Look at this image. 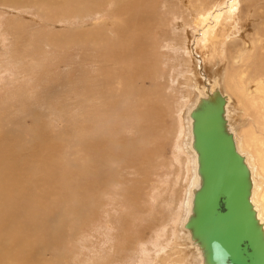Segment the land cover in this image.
Here are the masks:
<instances>
[{
    "label": "rangeland",
    "instance_id": "1",
    "mask_svg": "<svg viewBox=\"0 0 264 264\" xmlns=\"http://www.w3.org/2000/svg\"><path fill=\"white\" fill-rule=\"evenodd\" d=\"M187 1L143 0L135 8L132 0H0V136L23 140L26 151L39 143L44 172L55 180L43 211L46 226L52 227L44 234L20 230L18 243L0 245V264L3 254H27L33 264H161L163 256L169 264H191L177 230L193 178L181 115L191 97L187 84L194 86L204 76L227 81L224 90L236 100L237 139L242 152L254 154L252 167L258 165L264 180V115L248 110L241 92L264 81V0ZM218 4L225 8L206 12L202 21L195 17L199 5ZM230 5L237 12L233 18ZM135 11L141 18L148 14L143 34L125 30ZM97 32L103 33L101 39ZM214 32L225 36V50L234 47L232 54L240 60L246 51L252 69L239 66L242 61L232 66V54L221 55L223 63H217L211 51L204 53L213 48ZM137 35L144 49L130 53L128 45ZM182 40L193 54L190 60ZM194 61L204 62L203 75L190 68ZM138 66H143L140 78L133 72ZM239 75L247 84L239 83ZM203 93L205 101L218 98L215 89L205 87ZM36 168L32 164L30 170ZM260 198L264 202V186ZM28 234L32 250L25 252Z\"/></svg>",
    "mask_w": 264,
    "mask_h": 264
},
{
    "label": "bare ground",
    "instance_id": "2",
    "mask_svg": "<svg viewBox=\"0 0 264 264\" xmlns=\"http://www.w3.org/2000/svg\"><path fill=\"white\" fill-rule=\"evenodd\" d=\"M125 1V0H124ZM131 1V0H130ZM133 4L132 6H135V8H137L140 4H143V0H132ZM197 1V0H196ZM199 3L201 0H198ZM197 1V2H198ZM94 2V1H93ZM193 2V0H188L187 3H191ZM218 2H221L220 4L223 3L222 0H219ZM236 2V1H235ZM259 2V0H258ZM262 2V1H261ZM127 2H125L126 4ZM131 3V2H130ZM123 4V3H122ZM123 4V5H125ZM129 4V3H128ZM192 4V3H191ZM217 4V3H216ZM214 6H206L207 9H204V6H198V10L196 12V16L198 17L201 21L206 19V12H212L213 10L216 9H220L219 5ZM259 4V3H258ZM130 5V4H129ZM194 5V4H193ZM256 5V4H255ZM126 6V5H125ZM128 6V5H127ZM195 6V5H194ZM124 7V6H123ZM189 7V6H188ZM229 7V6H228ZM238 7V6H237ZM264 7V6H262ZM132 8V7H131ZM225 6L223 5V7L221 9H224ZM235 8V5H230V9L233 10ZM87 9V8H86ZM119 9V8H118ZM126 9V7H125ZM130 9V8H129ZM134 9V7H133ZM145 9V8H143ZM147 9V8H146ZM220 9V10H221ZM128 10V8H127ZM131 10V9H130ZM212 10V11H211ZM226 10V9H225ZM124 11V9H123ZM88 12V11H87ZM126 12V11H125ZM213 12H217L216 10ZM227 12V11H226ZM231 15L232 13L233 16H231V18L235 17L236 15V10H233L232 12H230ZM252 13V12H251ZM126 14V13H125ZM128 14V13H127ZM209 14V13H208ZM108 15V13H107ZM130 15H135L133 17H129L128 20H126L127 27H125L126 31L131 32V34L135 32H137L136 34H143V29L146 28L145 24H144V18L148 19V14L146 13H142L141 15L144 16V18L140 17V13L135 11L134 13L130 14ZM214 15V14H213ZM221 16V15H220ZM219 16V17H220ZM115 17V16H114ZM120 17V15H119ZM218 17V18H219ZM81 18V17H80ZM121 18V17H120ZM198 20V19H197ZM154 21V20H153ZM196 21V20H195ZM216 21V20H214ZM108 22V21H107ZM145 23H148V21H145ZM218 23V21H217ZM222 23V22H221ZM109 24V23H107ZM216 24V23H215ZM118 25V24H117ZM202 25V24H201ZM221 25V24H220ZM121 26V25H120ZM83 27V26H81ZM110 27V26H109ZM119 27V26H118ZM122 27V26H121ZM204 28V27H203ZM242 28V27H241ZM82 29V28H81ZM115 29V28H114ZM148 29V28H147ZM170 29V27H169ZM199 29V28H198ZM99 30V29H98ZM113 30V29H112ZM210 30V29H209ZM253 30V29H252ZM76 31V30H75ZM117 31V30H116ZM211 31H213L211 29ZM85 33V32H84ZM98 34H96V38L97 37H101L103 36V33H100L101 36H97L99 35V32H97ZM112 33V32H111ZM110 33V34H111ZM171 33V32H170ZM210 33V32H209ZM68 33H66L67 35ZM92 34H93V30H92ZM113 34V33H112ZM81 35V34H80ZM118 35H119V31H118ZM210 35V34H209ZM216 40L213 41L210 45L213 46V48L211 47V49H207L204 53L207 54V51H211V55H214V58L218 59V62H222L223 58L221 57V55H226V54H232L233 52V48L232 46L228 47V50H225V47L223 46V44L225 43V36H221L220 37L217 35L212 34ZM211 35V36H212ZM184 36V35H183ZM79 37V36H77ZM92 37V36H91ZM142 37V36H141ZM95 38V37H93ZM93 38H92V42H93ZM104 38V37H103ZM102 38V41H103ZM138 35L136 37H134V41L128 45V47L132 50L130 51V53H134L136 51H140V49H144V45L139 48L138 41H137ZM184 38V37H183ZM85 39V38H84ZM109 39V38H108ZM144 39V38H143ZM57 40V39H55ZM70 40V39H69ZM97 40V39H96ZM117 40V39H116ZM65 41V39H64ZM77 41V40H76ZM78 41H80V39H78ZM98 41V40H97ZM105 41V40H104ZM183 41V40H182ZM187 41V40H186ZM56 42V41H55ZM100 42V41H99ZM113 42V41H112ZM122 42V41H121ZM143 42V41H142ZM181 42V41H180ZM185 40L182 42L183 43V47L186 50L185 53L186 54H190L188 55V60L190 56H193V54L191 53V51H188V49H190V47L188 48V46L186 45V43H184ZM249 42V41H248ZM259 42V41H258ZM262 42V41H261ZM66 43V42H65ZM72 43V42H71ZM74 43H76L74 41ZM82 43V40L81 42ZM84 43V41H83ZM105 43V42H104ZM109 43V42H108ZM115 42H113L112 44H114ZM118 43V42H117ZM134 43V45H133ZM260 43V42H259ZM92 44V43H90ZM111 44V43H110ZM107 44V45H110ZM111 44V45H112ZM69 45V44H68ZM75 45V44H74ZM79 45V44H78ZM102 45V44H101ZM104 45V44H103ZM67 46V45H66ZM73 46V45H72ZM93 46V45H92ZM146 46V45H145ZM180 49H182V45L179 44L178 45ZM264 46V45H263ZM261 46V47H263ZM69 47V46H68ZM71 47V46H70ZM77 47V46H76ZM88 47V46H87ZM112 47V46H111ZM81 48V47H80ZM89 48V47H88ZM92 48V47H91ZM113 48V47H112ZM111 48V49H112ZM148 48V46H147ZM85 49V48H83ZM94 49V48H93ZM105 49V48H104ZM109 49V48H108ZM236 49V48H235ZM72 50V48H71ZM100 50V49H99ZM103 50V49H102ZM230 50V51H229ZM264 50V48H263ZM194 52V51H193ZM89 53V52H88ZM93 53V52H92ZM252 53V52H251ZM129 54V52L127 53ZM237 54V53H236ZM246 51L243 52V57L240 60V56L238 54L237 57H235L234 54H232L230 56V61H231V65H232V61L233 64H236L238 62L242 63L239 65L243 67L244 64H247L246 68L248 70L252 69V65L250 64V62H248L249 60L246 59ZM94 55V54H93ZM121 56V55H120ZM196 56V54H195ZM202 56V54H201ZM200 57V54H199ZM226 59V56H224ZM262 57V56H261ZM96 58V57H95ZM106 58V57H105ZM114 58V57H113ZM118 59V57H116ZM193 58V57H192ZM97 59V58H96ZM196 59V57H195ZM260 59H263L260 58ZM260 59H258V61H260ZM41 60V59H40ZM92 60V59H91ZM90 60V61H91ZM199 60V59H198ZM203 60V59H202ZM256 60V58H255ZM94 61V60H93ZM99 61V60H98ZM104 61V60H103ZM106 61V60H105ZM111 61H113L111 59ZM122 60H118V62H120ZM100 62V61H99ZM130 62V61H129ZM134 62V61H133ZM188 62V61H187ZM257 62V61H256ZM91 63V62H89ZM107 64V62H105ZM104 63V64H105ZM110 63V62H109ZM108 63V64H109ZM125 63V62H124ZM132 63V62H131ZM131 63H129L131 65ZM223 63V62H222ZM94 64V63H93ZM92 64V65H93ZM96 64V62H95ZM123 64V63H122ZM201 64H204L203 61H194L192 67H190V62L187 64V68L185 69L186 72V77H188V82L190 77L192 76L191 72L189 71L190 69H188V66L190 68L194 67L199 70V73L201 75L204 74V70L201 68ZM230 64V63H229ZM20 65V64H19ZM90 65V64H89ZM97 65V64H96ZM113 65V64H112ZM133 65H135V63H133ZM132 65V66H133ZM219 64H217L218 66ZM79 66V64H78ZM95 66V65H94ZM111 66V65H110ZM118 66V64H117ZM129 65H127L126 67H128ZM131 66V67H132ZM207 66V65H206ZM233 66V65H232ZM236 66V65H235ZM238 65L236 67H239ZM105 67V66H104ZM112 67V66H111ZM116 67V66H115ZM226 67V66H225ZM94 68V67H93ZM100 68V67H99ZM98 68V69H99ZM206 68V67H205ZM224 68V67H223ZM97 69V68H96ZM103 70V69H102ZM117 70V69H115ZM143 70V66H138L135 67L134 71H137L136 75L138 76V78L141 77V74L139 72H141ZM192 71V70H191ZM97 72V71H95ZM105 72V71H103ZM109 72V71H107ZM132 72V73H133ZM217 72V71H216ZM241 72V71H240ZM77 74V73H76ZM102 74V72H101ZM104 74V73H103ZM102 76H106L103 75ZM197 74V72H196ZM225 74V73H224ZM223 74V75H224ZM227 74V73H226ZM99 75V74H98ZM98 75H97V79H98ZM183 75V74H182ZM221 75V74H220ZM228 75V74H227ZM96 76V75H95ZM101 76V75H100ZM239 83L242 85L247 84L246 80L244 78V76L239 75ZM205 79L202 82L196 83L194 86L192 85V81L191 83L189 82L188 85V91H189V95L191 94V97H189L188 102L186 104V106L184 107L183 111H182V117H181V122H182V129L184 130L185 133V138L183 139L182 145L183 148L188 152L189 154V159H190V164L192 165L193 168V178L191 181V185L188 188L187 194L186 196V200L184 203V214H182V219H181V228H178L177 230H179V234H178V239L181 240V242L183 244H185V246L187 247V249H189V251L191 252V260L190 263L191 264H207L205 261V257H204V251L202 250L200 244L198 243V241L196 239L193 238L192 236V231H190L189 229L186 228V223L190 220V218L194 215V211H193V202H194V198H195V194L197 193V191L200 188V185L202 183V177L199 173V158H198V153L194 147V137H193V119H192V113L194 111H196L197 109H199L201 107V105L205 102V94L203 93V89L206 87L208 88V90H213L215 89V92L217 94L218 97H224L226 100V104H225V112H224V117L226 120V129L228 131V133L232 134L236 143V147L238 152L240 153V155H242L245 159V162L250 170L251 173V181H252V192H251V203L253 205L254 210L256 211L257 214V219L258 222L260 223L261 227L263 228V232H264V202L261 201L260 195L263 191V184H264V180L260 178V169H256L259 168L258 165L256 164V168L252 167V165L254 164V160L256 161V158L254 156V154L251 153H244L242 152V148H244L242 146V142L241 139H237L239 133L237 130V128L234 126L233 123V111H234V106L236 104V100L235 98L230 94L227 93V91L224 90L225 86H226V82L224 81L223 78L221 77H213L210 80H207L206 76H204ZM137 78V80H138ZM192 78V77H191ZM101 79V78H100ZM109 79V78H108ZM94 79H92L93 82ZM141 80V79H140ZM95 81V80H94ZM135 82V81H134ZM139 82V81H138ZM187 82V81H186ZM196 82V81H195ZM94 83V82H93ZM99 84V83H98ZM69 85V84H68ZM135 85V84H134ZM250 85V84H249ZM257 87H253V85L251 86V92L247 91V88L245 86H243V88H241V92H242V96H244L245 100H246V104L247 106H249L248 110H254L257 111L260 114L264 115V81L262 82H258L257 83ZM97 86V85H95ZM107 86V85H106ZM136 86V85H135ZM93 87V86H92ZM136 88V87H135ZM227 88H229V90L231 89L229 85H227ZM249 88V87H248ZM71 89V88H70ZM73 89V88H72ZM77 91V90H76ZM187 91V92H188ZM72 92V91H71ZM70 92V93H71ZM97 92V91H96ZM106 93V92H105ZM252 93H256L258 95L257 98L252 96ZM234 94V93H233ZM248 94V95H247ZM94 95L95 92H94ZM105 97V95H103ZM88 96L85 97V99H87ZM99 97V96H98ZM74 98V97H73ZM84 98V97H83ZM106 98V97H105ZM102 99V98H101ZM78 100V98H77ZM91 101V100H90ZM87 102V101H86ZM81 103V102H79ZM85 103V102H84ZM103 103V102H102ZM83 104V102H82ZM109 104V103H108ZM237 106V105H236ZM239 107V106H238ZM152 108V107H151ZM79 109V108H78ZM113 109V108H112ZM239 109V108H238ZM153 110V109H151ZM108 111V110H107ZM106 111V112H107ZM241 111V110H240ZM150 112V111H149ZM243 113V112H242ZM142 114V113H141ZM147 114V113H146ZM41 115V114H40ZM262 115V116H263ZM240 116V115H239ZM248 118V117H247ZM235 119V118H234ZM246 120V119H245ZM241 121V120H240ZM239 121V122H240ZM245 122V121H244ZM254 122V120H253ZM262 123L264 124V119H262ZM83 124V123H82ZM246 125V124H245ZM241 129V127H240ZM246 128H244V131L246 134L249 133V130H245ZM143 130V129H142ZM183 132V131H182ZM147 134V133H146ZM149 134V133H148ZM242 136V135H241ZM240 136V137H241ZM184 137V136H182ZM250 138H253L252 136ZM92 139V138H91ZM96 139V138H95ZM16 141V140H15ZM88 141V140H87ZM90 141V140H89ZM84 142V141H82ZM244 142V139H243ZM90 143V142H89ZM88 143V144H89ZM39 144V143H38ZM37 143L34 145V149H32L31 151H26L24 150L23 146H24V141L20 140L18 142H14L12 141L10 138H8L7 136L5 137H1L0 136V245H3L4 242L6 240H10L13 244L14 243H18V237H17V233L22 230L25 233H32L35 230H39L41 231V234H44L48 229V227L50 226H46L47 223H45V220L48 219V216H45V214H43L44 211V207L46 206V196L47 193L50 192L53 188L55 189V180L52 181V177L51 179L47 176V174H45L44 170H46L44 168V152L42 150V148L40 147V145H38ZM48 145V144H47ZM84 144H82L83 146ZM43 146V145H42ZM81 146V147H82ZM86 146V145H85ZM84 147V146H83ZM246 147V146H245ZM181 148V147H180ZM44 149V148H43ZM105 149V148H104ZM139 149V148H138ZM140 150V149H139ZM249 150V149H248ZM247 150V151H248ZM104 151V150H103ZM110 151V150H109ZM142 151V150H141ZM55 153V152H54ZM185 154V153H184ZM45 156H48V154L46 153ZM123 156V155H122ZM133 156V155H132ZM187 156V155H186ZM188 157V156H187ZM57 158V157H56ZM47 161H49V159L47 158ZM59 162V161H58ZM107 163V162H106ZM32 164L37 165V168L34 169V172H32L30 170V167ZM110 164V163H109ZM189 164V165H190ZM255 165V164H254ZM48 167V165H46ZM98 166V165H97ZM105 166V165H104ZM96 167V166H95ZM101 167V166H100ZM109 167V166H108ZM191 167V166H190ZM102 168V167H101ZM189 168V167H188ZM63 169V167H62ZM97 169V168H96ZM48 170V169H47ZM46 170V171H47ZM51 171V170H50ZM192 171V170H191ZM68 172V171H67ZM120 172V171H119ZM61 173V172H60ZM94 173V172H93ZM113 173V171H112ZM51 174V173H49ZM55 174V173H54ZM101 174V173H100ZM53 175V174H52ZM87 175V174H86ZM87 178V177H86ZM90 178L92 179V177L90 176ZM98 178V177H97ZM106 178V177H105ZM82 180V179H81ZM101 180V179H100ZM108 181V180H107ZM102 183V182H101ZM109 183V181H108ZM92 185V183L90 184ZM104 190V189H103ZM102 190V191H103ZM31 191V192H30ZM30 192V193H29ZM95 192V191H94ZM64 205V204H63ZM69 205V204H68ZM68 207V206H67ZM71 207V206H70ZM69 207V208H70ZM74 207V205H73ZM85 210V208H84ZM63 211V209H62ZM61 211V212H62ZM73 211V209H72ZM79 211V210H78ZM46 212V211H45ZM49 212V211H48ZM81 212V211H80ZM86 213V211H85ZM78 214V212H77ZM60 215V214H59ZM63 215V214H62ZM73 215V214H72ZM56 216V214H55ZM79 216V214H78ZM52 217V216H51ZM72 218V217H71ZM176 221V220H175ZM179 222V221H178ZM57 224V222H55ZM79 223V222H78ZM50 224V223H49ZM65 226V224H62ZM83 225H85L83 223ZM52 227V226H51ZM50 227V228H51ZM61 227V226H59ZM55 228V227H54ZM63 228V227H62ZM66 228V227H64ZM61 229V228H60ZM174 229V228H173ZM66 229H64L65 231ZM72 230V229H71ZM176 228H175V232H177ZM52 232V230H51ZM58 232V231H57ZM174 232V233H175ZM50 233V231L48 232ZM48 233L45 234L48 236ZM39 234V235H41ZM65 234V233H64ZM168 234V233H167ZM34 235V234H33ZM44 235V236H45ZM51 235H53L51 233ZM51 235H49L51 237ZM60 235V234H59ZM174 235V234H173ZM46 237V236H45ZM49 237V238H50ZM57 237V236H56ZM163 237V236H162ZM34 238V237H33ZM54 241L55 238H53ZM166 240V239H165ZM9 242V241H8ZM7 242V243H8ZM171 242V241H170ZM10 243V242H9ZM23 243H24V251H31L32 250V243L30 240V235L28 234L27 236H23ZM48 243V240H47ZM46 243V244H47ZM168 244V242H166ZM165 243V244H166ZM173 243V242H172ZM179 243V242H178ZM45 243L42 242V246ZM161 244V243H160ZM169 245V244H168ZM5 246V245H4ZM37 246V245H36ZM39 246V245H38ZM170 246V245H169ZM13 247V246H11ZM20 247L21 243H20ZM157 247V246H156ZM192 247V248H191ZM163 248V247H162ZM173 248V247H172ZM181 248V247H180ZM8 248H5L4 250H7ZM158 249V248H157ZM166 248H163V250H165ZM2 250V249H1ZM0 250V251H1ZM12 250V249H11ZM162 250V249H161ZM160 250V251H161ZM167 250V249H166ZM10 251V250H7ZM186 251V250H185ZM3 252V251H2ZM148 252V251H147ZM173 252V251H172ZM171 252V254H172ZM12 253V252H11ZM157 253V251H156ZM164 253V252H163ZM159 254V253H158ZM157 254V255H158ZM162 254V253H161ZM169 254V253H168ZM5 255V256H4ZM176 255V254H175ZM143 256V255H142ZM163 256V255H161ZM173 257V256H172ZM22 258V259H21ZM27 259V260H26ZM2 264H33V261L31 260V257L29 255L26 254V256L22 257L20 255H14V254H3L2 257ZM20 260H24L26 263H24L23 261ZM163 260V262L161 264H169L168 262V258L166 259V257L161 259ZM177 260V259H176ZM7 261V262H6ZM172 261V260H171ZM174 262V261H173ZM180 262V261H179ZM175 263V262H174Z\"/></svg>",
    "mask_w": 264,
    "mask_h": 264
},
{
    "label": "water",
    "instance_id": "3",
    "mask_svg": "<svg viewBox=\"0 0 264 264\" xmlns=\"http://www.w3.org/2000/svg\"><path fill=\"white\" fill-rule=\"evenodd\" d=\"M226 100L192 113L202 183L186 223L207 264H264V232L251 203V173L226 129Z\"/></svg>",
    "mask_w": 264,
    "mask_h": 264
}]
</instances>
